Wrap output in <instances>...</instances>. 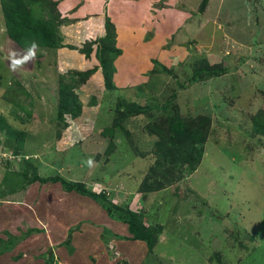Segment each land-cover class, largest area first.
Instances as JSON below:
<instances>
[{"label": "rangeland", "instance_id": "obj_1", "mask_svg": "<svg viewBox=\"0 0 264 264\" xmlns=\"http://www.w3.org/2000/svg\"><path fill=\"white\" fill-rule=\"evenodd\" d=\"M55 1L60 45L38 48L17 72L8 52L27 49L7 37L0 11V116L25 132L17 151L0 132V238L13 239L0 264H264V137L251 129V115L264 109V0H208L202 11L200 0ZM104 15L119 48L112 89L94 53L81 51L100 34ZM154 60L171 72H155ZM205 62L223 72L191 81ZM59 80L72 86L78 113L67 105L63 122ZM125 100L160 113L150 123L147 113L126 118V132L113 127L110 143L101 131ZM161 114L209 116L208 137L194 169L141 191L143 179L160 175V135L150 127L162 124ZM20 172L82 182L103 199L57 181L8 191L1 179ZM103 203L136 212L150 230L159 226L152 249L130 240Z\"/></svg>", "mask_w": 264, "mask_h": 264}, {"label": "trees", "instance_id": "obj_2", "mask_svg": "<svg viewBox=\"0 0 264 264\" xmlns=\"http://www.w3.org/2000/svg\"><path fill=\"white\" fill-rule=\"evenodd\" d=\"M207 1L200 0L198 10L202 11ZM55 4V0H0V11L7 37L20 49H28L33 42L38 45V48L52 49L58 47L60 45V38L57 29L60 22L57 14L54 13L53 8ZM98 33L100 34L94 36L81 51L84 52L85 56L94 53L104 77V86L107 89H112L114 87L111 84L112 64L116 54L119 52V48L115 45V29L108 16L104 15L102 17V24ZM153 63L157 66L155 68L157 71L155 70V72H159L160 69L171 72V68H169L170 70L166 69L157 60H154ZM222 72L223 69H214L213 65L212 67H208L206 62L205 64H196V67L192 70L190 80L197 81L198 79L214 77L220 75ZM71 87L69 83L59 80L57 87L59 99V103L57 104V119L61 120V122L64 120L61 109L67 105L70 106L72 115H78L77 110L74 109L76 105L70 99ZM157 109L158 107L155 105H142L128 100L122 101L115 106L114 111L118 115L117 120L113 126L104 127L101 134L107 136L109 142L112 143L113 127H118L120 130L126 132L127 129L123 126L126 118L136 115L144 116L146 113L150 117L147 122L150 123L154 115L160 113V110ZM162 115V124H153L150 127L151 131L160 135V140L154 142V148L158 152L154 168L160 171V175L154 177L151 181H148V177L143 179L140 186L141 191H153L159 189L164 182H174L183 173L194 169L203 156V144L208 137L209 116L198 115L194 117L190 114H176L175 116L169 115L168 117H163L164 115ZM251 129L253 135L264 137V109H257L251 115ZM0 132L6 135V140L8 138L13 139L15 151L22 148L25 132L12 129L2 116H0ZM1 181L5 182L7 190L11 192L16 187L23 188L25 185L35 181L44 183L47 181H57L64 191H74L99 203L103 199V195H100L101 199H99V193L88 189L82 182L66 181L58 176L40 177L33 174L31 177H28L23 172L17 173V176L15 173H11V175L6 173ZM100 205L105 209L107 216L114 220H119L126 225L130 240L142 241L148 251L152 249L157 238L156 235L160 233L159 226L156 230H150L144 225V221L139 218L136 212L130 209L119 210L117 206L116 208L119 212L115 213L110 210L108 205L104 203ZM70 229L67 233V239L64 240L65 243H68L71 237ZM35 230L37 229L35 228ZM12 243L13 239L11 238L6 240L0 238V254L9 250ZM45 264H49V262L46 261Z\"/></svg>", "mask_w": 264, "mask_h": 264}, {"label": "clouds", "instance_id": "obj_3", "mask_svg": "<svg viewBox=\"0 0 264 264\" xmlns=\"http://www.w3.org/2000/svg\"><path fill=\"white\" fill-rule=\"evenodd\" d=\"M38 45L33 42L27 51L14 50L12 47L8 52V66L12 72H17L22 68H26L29 62H32L36 58V51ZM89 166H93L94 162L90 159L88 161Z\"/></svg>", "mask_w": 264, "mask_h": 264}, {"label": "crops", "instance_id": "obj_4", "mask_svg": "<svg viewBox=\"0 0 264 264\" xmlns=\"http://www.w3.org/2000/svg\"><path fill=\"white\" fill-rule=\"evenodd\" d=\"M96 28H97V27L95 26V29H96ZM99 31H100V28H98V32H99ZM98 32H97V33H98ZM139 91H140V90H139ZM139 91H138V92H139ZM134 93H137V91H135ZM139 93H141V92H139Z\"/></svg>", "mask_w": 264, "mask_h": 264}]
</instances>
